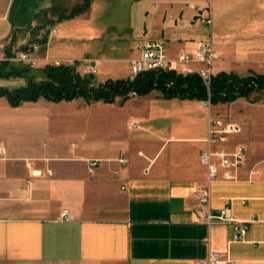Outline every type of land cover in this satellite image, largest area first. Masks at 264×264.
Instances as JSON below:
<instances>
[{
  "label": "crops",
  "instance_id": "crops-1",
  "mask_svg": "<svg viewBox=\"0 0 264 264\" xmlns=\"http://www.w3.org/2000/svg\"><path fill=\"white\" fill-rule=\"evenodd\" d=\"M141 1L149 4L145 20L152 16V22L139 29L137 40H162L170 57L181 50L192 53L202 41L177 43L173 38L171 46L165 34L173 33L178 18L185 16L186 24L201 12L200 17L211 21L200 36L210 40L218 56L214 75L264 74V0ZM12 2L0 0V60L11 36ZM64 3L72 0H40L35 12L54 22L37 32V38L46 33L45 43H31L30 30H21L11 52L29 43L27 51L36 57L69 60L73 63L64 65L86 73L80 61L97 60V72L100 64L112 70L99 81L93 78L94 86L130 78L128 60L139 55V48L138 54L121 61L122 75L112 64L116 60L85 48L75 52L79 46L71 45L70 38L92 39L99 30L81 20L89 9L60 18L74 7L61 9ZM168 14L172 23H164ZM38 64V69L50 65ZM25 84L24 78H0V87L8 90ZM261 92L209 107L202 101L163 99L157 92L123 104L39 98L11 107L0 98V264H197L209 251L237 264H264V158L253 157L264 146L258 147L263 141L250 133L251 124H260H237L219 144L226 152L244 146L245 160L232 178L220 171L206 203L195 198L206 179L199 155L206 148L208 118L232 117L233 109L243 108L249 117L246 103L258 101ZM242 140L249 142L245 146ZM28 161L43 175L31 176ZM93 161L97 163L91 171ZM225 208L229 217L246 223L243 240H233V223L205 221L208 213ZM63 210L69 220L61 218Z\"/></svg>",
  "mask_w": 264,
  "mask_h": 264
},
{
  "label": "trees",
  "instance_id": "trees-1",
  "mask_svg": "<svg viewBox=\"0 0 264 264\" xmlns=\"http://www.w3.org/2000/svg\"><path fill=\"white\" fill-rule=\"evenodd\" d=\"M39 1L13 0L10 6L9 22L12 31L5 48V57L0 60V78H24L26 81L24 86L12 90L0 87V98H6L11 107H17L23 102H35L39 98L55 103L81 98L88 105L95 102L123 104L131 97H143L152 92L159 93L163 99L196 100L216 105L229 104L239 98H248L256 91L264 90V74L249 73L241 77L220 72L211 77L207 87L195 74L183 76L174 71H146L137 74L133 79H108L94 86L92 74H82L64 64L47 65L38 69L23 65L22 62L7 60L15 54L11 52V47L18 41L21 30H30V40L45 43L46 33L37 38V32L54 22L47 20L45 14L35 12ZM92 1L83 0L60 18H73L86 12ZM33 22L36 26H32ZM27 50L26 45L18 51ZM37 76L43 77L42 80L35 81Z\"/></svg>",
  "mask_w": 264,
  "mask_h": 264
},
{
  "label": "built area",
  "instance_id": "built-area-1",
  "mask_svg": "<svg viewBox=\"0 0 264 264\" xmlns=\"http://www.w3.org/2000/svg\"><path fill=\"white\" fill-rule=\"evenodd\" d=\"M197 9L196 6H193ZM206 25H210V18L200 17ZM36 49L37 44L32 46ZM138 48L140 53L137 57H133L128 60L130 69V79H133L137 74L146 71H174L177 74L176 67H180L182 75H197L205 86L208 87L213 74V66L217 60V54L213 50L210 40L201 42L196 50L192 53L185 51H179L175 56L170 57L165 48V44L162 40H153L149 38H142L139 40ZM9 61L23 62L31 67L38 68L39 62H47L50 65L59 66L63 64H72L69 60L38 58L30 51H18L15 54L7 58ZM86 71L95 74L97 72V60L82 59L80 61ZM206 107H209L208 102H203ZM237 129V123L232 119L230 115L220 117L211 116L208 118L207 135L204 139L206 148L200 152L199 161L206 170V179L201 184L196 193V200L204 204L209 198V186L215 181L220 174V171H224L225 178H232L233 173L236 172L240 166H242L247 149L244 146L239 145L232 152H226L219 148V144L229 135L233 134ZM119 162L126 163L124 158H120ZM96 161L89 164V169L92 171L96 165ZM27 167L30 170L31 176H42L43 173L34 169L33 162L28 161ZM47 175H51V171L46 172ZM228 210L225 208L219 212H210L205 216V221L210 223L214 220L227 221L234 224V241H241L244 238L247 227L246 223L238 222L229 217ZM63 220H69L70 216L65 210L61 213ZM264 221V220H263ZM197 264H237L234 261L229 260L224 254L215 251H209L205 258L200 259Z\"/></svg>",
  "mask_w": 264,
  "mask_h": 264
},
{
  "label": "rangeland",
  "instance_id": "rangeland-1",
  "mask_svg": "<svg viewBox=\"0 0 264 264\" xmlns=\"http://www.w3.org/2000/svg\"><path fill=\"white\" fill-rule=\"evenodd\" d=\"M78 1H73L72 3H64V6L61 5V9L71 8L78 3ZM144 1L139 0H94L91 4L89 10L81 17V20L88 24H91L95 29L99 30L96 34L94 33V37L91 39H78L77 37L70 38L69 43L71 45L79 46L75 52H80L84 48L86 50H92L90 53L93 55H97V57L116 60V63H112L115 65V70L119 75L125 73L124 63L121 62L123 59H129L132 55L138 54V43L139 39L137 40L136 35L138 34L139 29L141 28L142 31L147 29V22L151 24L152 16H146L147 20H145V14L149 12V4L142 3ZM62 3V1H60ZM171 8H174V5L170 4ZM135 10H137L135 12ZM164 23H167V20L170 19L169 14L167 17L164 18ZM179 19V18H178ZM177 19L176 26H172L174 28L173 33H166L165 38L169 39V42L175 44L172 40L173 38L180 40L177 43H183L184 40H194V41H206L204 40L205 37L200 36V32L203 35L207 29L208 25L202 23V19L198 18L194 24H191L193 20H186L187 23L184 24L182 21L185 19V16ZM42 21H44L42 19ZM165 29V28H164ZM196 30V31H195ZM165 33V30L161 29ZM31 43L36 42L35 40H31ZM168 42V43H169ZM67 43V42H66ZM29 43H27L28 45ZM137 57V56H136ZM39 67V64L37 65ZM35 68V67H33ZM80 73L86 74L83 69H80ZM110 68L102 67L101 64L99 65L98 72L92 74L95 81L101 80L103 77L111 73ZM177 74H181L182 70L180 67H176ZM91 73L87 72L86 75H90ZM93 83V82H92ZM259 100H255L250 102V104L246 103V107L250 110L251 115L249 117L242 114L246 111L245 108L239 109L238 112H235L234 109L232 112V119L244 128L243 124L246 121H255L257 124L253 126L251 124V135L253 134L257 138H260L263 142H257L258 147L264 146V116H258V112L256 111H263L264 112V92H261ZM245 107V106H244ZM242 115V116H241ZM262 124V126H261ZM244 131H242L243 133ZM245 141L242 140L240 143L247 145ZM252 145L256 144V141H251ZM257 147V146H256ZM253 157L256 159H263L264 158V150L259 149L254 150Z\"/></svg>",
  "mask_w": 264,
  "mask_h": 264
},
{
  "label": "water",
  "instance_id": "water-1",
  "mask_svg": "<svg viewBox=\"0 0 264 264\" xmlns=\"http://www.w3.org/2000/svg\"><path fill=\"white\" fill-rule=\"evenodd\" d=\"M201 12L199 13V15L195 16L193 19V23L200 17Z\"/></svg>",
  "mask_w": 264,
  "mask_h": 264
},
{
  "label": "bare ground",
  "instance_id": "bare-ground-1",
  "mask_svg": "<svg viewBox=\"0 0 264 264\" xmlns=\"http://www.w3.org/2000/svg\"><path fill=\"white\" fill-rule=\"evenodd\" d=\"M83 66V65H82Z\"/></svg>",
  "mask_w": 264,
  "mask_h": 264
}]
</instances>
